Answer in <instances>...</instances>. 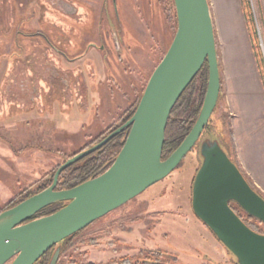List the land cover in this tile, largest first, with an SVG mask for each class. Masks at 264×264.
<instances>
[{
	"label": "rangeland",
	"instance_id": "obj_1",
	"mask_svg": "<svg viewBox=\"0 0 264 264\" xmlns=\"http://www.w3.org/2000/svg\"><path fill=\"white\" fill-rule=\"evenodd\" d=\"M11 1L14 2L13 14L8 13ZM75 1L82 8L83 15V22L78 24H72L58 14L46 0H0V210L63 164L65 158L92 144L116 122L121 112L137 101L176 31L170 0H116L115 8L112 0ZM208 4L221 88L206 133L215 135L220 132L224 141H232L231 151L237 158L232 114L226 102L225 71L229 68L226 69L224 63L227 59V66L234 69L236 62L243 60L245 71L250 70L252 94L259 90L261 93L254 97L264 100V24L260 0H208ZM246 6L250 11L247 18ZM53 17H58L57 23L52 21ZM19 19L24 20L21 25ZM107 19L114 27L112 31L118 35L116 47ZM17 28L44 34L60 55H51L53 52L48 43L37 37L14 40ZM56 31L59 33L55 40ZM74 42L78 46H74ZM36 43L47 52L48 59L54 58L58 63L64 81L50 88H41L36 104H7L2 89L11 79V76L7 77L11 67L16 63L13 67L17 70V63L27 59L30 44L34 46ZM88 43L103 49V55L107 54V64L102 69L91 58L99 60L101 53L95 51L93 45L87 51L89 57L86 53L79 61L67 62L84 51ZM257 68L258 79L254 75ZM256 80L259 81L258 89L254 88ZM204 136L205 133L202 138ZM196 146L167 178L81 231L61 257L60 264H103L108 257L114 262H118L119 257L129 262L136 256L132 241L139 243V258L175 264L162 253L157 255L142 249L139 246L141 238L147 245L152 244L153 248L177 257V264H234L232 256L220 257L219 252L209 247L206 237L211 235L210 232L200 234L186 219L193 216L191 186L200 160L196 158ZM237 162L242 170L238 158ZM244 175L264 196L261 189L264 180H251ZM233 207L253 229L264 233V225L249 219L237 206ZM123 231L127 232L126 235ZM94 243L98 244L97 247Z\"/></svg>",
	"mask_w": 264,
	"mask_h": 264
},
{
	"label": "water",
	"instance_id": "obj_2",
	"mask_svg": "<svg viewBox=\"0 0 264 264\" xmlns=\"http://www.w3.org/2000/svg\"><path fill=\"white\" fill-rule=\"evenodd\" d=\"M174 37L158 63L130 119L92 147L67 158L51 185L0 213V264H35L60 244L167 178L196 146L198 167L191 186L192 215L206 226L236 264H264V234L247 227L230 207L264 225V199L226 154L217 135L205 134L220 94V72L208 0H172ZM114 8L116 0H112ZM116 10V9H115ZM207 88L197 119L177 149L162 160L165 130L172 109L204 64ZM128 130L110 167L82 184L57 191L60 174ZM65 203L58 211L32 219L42 209Z\"/></svg>",
	"mask_w": 264,
	"mask_h": 264
},
{
	"label": "trees",
	"instance_id": "obj_3",
	"mask_svg": "<svg viewBox=\"0 0 264 264\" xmlns=\"http://www.w3.org/2000/svg\"><path fill=\"white\" fill-rule=\"evenodd\" d=\"M170 3L173 6V1L170 0ZM174 8V6H173ZM244 12L246 13V18L250 14L249 7L246 6ZM248 12V15H247ZM174 18H175V24H176V15H175V10H174ZM251 19V18H250ZM30 67V65H27ZM262 69V66H260ZM61 70V69H60ZM15 71L13 67H11V72ZM10 72V73H11ZM63 73V71L61 70ZM14 73V72H13ZM15 74V73H14ZM9 75V74H8ZM264 77L263 69H262V78ZM207 80H208V67L207 64L205 63L203 67L201 68L200 72L196 75L194 80L191 82V84L186 88V90L183 92L181 97L179 98L178 102L174 106V108L171 111L167 127L165 130V141L163 144V151H162V160L167 159L176 149L177 147L181 144V142L184 140V138L188 135L189 131L193 127L197 116L200 112L202 102L204 99V95L206 92L207 88ZM264 83V78L262 79ZM142 95H139L138 99L136 102L131 104L129 108L124 110L123 112L120 113L119 117L116 119V122L108 127L105 132L100 134L97 139L90 144L88 147H85L84 149L78 151L77 153L86 150L93 145L97 144L101 140H103L107 135H109L112 131H114L116 128L120 127L123 125L125 122H127L130 117L133 115L136 106L138 104V101ZM210 122V121H209ZM210 124V123H209ZM209 129V125L205 128L204 133L207 134L206 132ZM128 130L123 131L122 133L118 134L114 138H112L108 143H106L103 147H101L99 150L95 151L94 153L88 155L87 157L83 158L82 160L78 161L77 163L73 164L71 167L67 168L64 170L59 178H58V183H57V191L60 190H68L71 188H74L83 182L92 179L103 172H105L114 159L116 158L117 154L119 153L124 140L126 138ZM203 133V134H204ZM216 135L220 141V144L224 148L226 154L228 157L232 160V162L237 166V168L240 170L244 178L246 179L247 183L250 185V187L264 199V196L249 182V180L246 178L244 173L242 172L241 168L238 165L237 158L235 154H232V141H224L223 135L220 132H216ZM75 153V154H77ZM67 158L64 159V161ZM59 167L56 166L54 170L51 172L47 173L45 176H43L38 182H36L34 185L30 186L28 189L22 191L19 193L15 198L10 200L1 210L0 213L8 210L20 202L24 201L25 199L47 189L53 179V175L57 168ZM193 182V181H192ZM166 202V201H165ZM65 203H56L52 204L41 211H39L32 219H37L41 218L44 216H48L59 209H61ZM234 211V208L231 207ZM235 212V211H234ZM236 213V212H235ZM172 216V214H170ZM239 218L242 220V222L249 227L252 231L257 232L255 229H253L248 222L241 217V215H238ZM246 216L249 219H253L250 216L246 214ZM257 221V220H256ZM260 223V222H259ZM263 225V224H262ZM80 233V232H79ZM76 233L73 236L67 238L60 244V256L58 259L57 264H60V259L63 256V254L71 247L72 241L76 238V236L79 234ZM259 234H264V233H259ZM93 245V244H91ZM94 245L97 247V243H94ZM53 249L48 251L45 255H43L35 264H48L49 260L52 256ZM140 254L136 255L138 257ZM126 259H123V263H118V262H111L112 264H126ZM110 263V264H111ZM88 264H95L88 262Z\"/></svg>",
	"mask_w": 264,
	"mask_h": 264
},
{
	"label": "flooded vegetation",
	"instance_id": "obj_4",
	"mask_svg": "<svg viewBox=\"0 0 264 264\" xmlns=\"http://www.w3.org/2000/svg\"><path fill=\"white\" fill-rule=\"evenodd\" d=\"M46 1L54 10H56V12L58 14H61V15L65 16L66 18H68L72 24L73 23L78 24L80 22H83V15L81 14L82 8L78 7V5H77L78 3H76L75 0H68V1H66V0H46ZM13 3L14 2L11 1L8 4L9 5V8H8L9 14L10 13L13 14V12H14ZM117 18H116V22L118 24ZM23 21H24L23 19H19L18 22L21 25ZM52 21L57 23L58 17L57 18L53 17ZM18 22H17V24H18ZM110 23H111L110 19H107V24H109V27L112 31V29H114V27ZM117 28H118V25H117ZM119 32H120V29H119ZM51 33L53 35L54 29ZM58 33H59V31H56V33L54 34L55 35L54 39H55L56 35H58ZM26 36L37 37V39L45 41V43H48V46L50 47V49L53 52V54H51V55H54V54L60 55L59 50L56 49L55 46L50 42V40L42 33H37V32L28 33L26 31H23V30H20L19 28H17L15 30V34H14V40H16L18 37H26ZM110 36L112 37V39L114 41L115 47L118 46V44H117L118 43V35H116V33L114 31H112V33H110ZM56 38H58V37H56ZM73 45L78 46V45H76L75 42L73 43ZM92 45L93 44H90V43L85 45L84 51L80 52V54L76 55L72 59H69V60L67 59V62L71 63V62L81 60L83 58L84 54L87 53V51L90 49V47ZM39 46L40 45L38 43H36L34 46H32V44H30L29 54L27 52V59L24 62L17 63L19 66H18L17 70L13 71L15 74L13 72H11L7 76V77L11 76V79L6 83L4 82L5 83L4 88L2 89L3 90L2 93L4 95L3 97L5 98V100H6L5 102L7 104H16V105H21V103L24 105L36 104L37 102H39V99H40L39 96L41 94V88H43V87L44 88H50L53 85L61 83L64 81V79H63L64 76L60 70L58 63L55 61L54 58L48 59L47 52ZM92 47H95V45H93ZM61 55L65 56L63 54H61ZM105 56H107V54ZM28 64L30 65V67L27 66ZM14 65H16V63H14ZM13 68H15V67H13ZM233 205H235V204L230 203V207H233ZM238 209H240V208L238 207ZM234 211L236 212L237 215H240L235 208H234ZM202 226L204 229H206V231L211 233V236L214 238V241H215V243H217V245H218L217 247L220 249V251L223 250L226 257H227V255L231 256V254L220 244V242L216 239V237L212 234V232L203 224H202ZM147 231H150V229H147ZM122 233H124L126 235L127 232L123 231ZM199 233H201V232H199ZM125 235H123V236H125ZM142 239H144V238H141V243L139 245V246H141L142 249H146L147 251H150L151 253L157 254V255L162 253V255L166 256L165 258H167L168 260L172 259V261L175 264H177V262H179V260H177V257H175L174 255L170 256V254L167 252L159 251L158 249L153 248L152 244L147 245V243ZM107 243L109 245L110 244L112 245V242H107ZM119 243L129 244L126 241L125 242L119 241ZM133 243H134V241H132L131 244L133 246L135 245V247H134L136 249L135 254L137 255L138 252H140L139 251L140 248H138L139 243L138 244H135V243L133 244ZM208 245H210V244H208ZM133 246H131V247H133ZM209 247H212V246L210 245ZM212 248H214V247H212ZM117 259H119L118 263H123L122 257H119ZM132 259L133 258L131 257L129 259V262L126 261V264H145V263L162 264L159 262V260L155 261V259L154 260H151L148 258L144 259V258H139L136 256L134 257V260H132ZM202 259H204V258L202 257ZM223 260H224V258H223ZM108 262H113V258H109V257L105 258L102 263L107 264ZM233 263L236 264L235 262H233ZM201 264H211V263H201Z\"/></svg>",
	"mask_w": 264,
	"mask_h": 264
},
{
	"label": "crops",
	"instance_id": "obj_5",
	"mask_svg": "<svg viewBox=\"0 0 264 264\" xmlns=\"http://www.w3.org/2000/svg\"><path fill=\"white\" fill-rule=\"evenodd\" d=\"M260 9L264 24V0H260ZM92 48L95 51L101 52L99 53V60L94 57L91 58L96 65H101L102 69L105 64H107L108 58L103 55L102 51L96 47V45ZM89 55L90 53L87 52V57H89ZM247 55L248 59H250L249 52ZM243 63V60H238L234 69L231 65L227 66V59L226 63H224L226 69L229 68L227 69L229 71H225V81L228 87L226 102L232 114L233 138L236 144L237 158L240 166L251 180H264V100L262 97H254L256 93H261L259 90L253 91L255 93L252 94L250 70L248 68L245 71ZM255 71L254 75H257L256 79H258V68ZM257 81L258 80L255 82ZM258 82L254 87L255 89L259 88ZM261 189L264 193V188L262 186ZM159 206H161V204ZM186 219L193 223L194 229L201 232L200 234L206 231L194 216ZM206 239H208L210 242L208 243L219 252L220 257L226 256L223 250L220 251L217 247L218 245L211 235L206 237Z\"/></svg>",
	"mask_w": 264,
	"mask_h": 264
}]
</instances>
